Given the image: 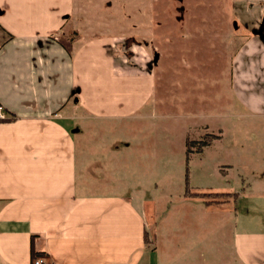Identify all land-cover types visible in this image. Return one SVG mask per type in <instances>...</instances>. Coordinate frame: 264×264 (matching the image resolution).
<instances>
[{"label":"crops","instance_id":"obj_1","mask_svg":"<svg viewBox=\"0 0 264 264\" xmlns=\"http://www.w3.org/2000/svg\"><path fill=\"white\" fill-rule=\"evenodd\" d=\"M70 4L0 0V264H32V251L51 264H264V188L230 193L242 217L203 239V217L213 227L229 213L220 203L184 189L160 207L121 187L106 128L155 109V77L118 65L109 40L64 45Z\"/></svg>","mask_w":264,"mask_h":264},{"label":"rangeland","instance_id":"obj_2","mask_svg":"<svg viewBox=\"0 0 264 264\" xmlns=\"http://www.w3.org/2000/svg\"><path fill=\"white\" fill-rule=\"evenodd\" d=\"M56 1L52 10L71 3L59 35L64 45L109 40L118 65L153 71L155 109L106 128L109 150L119 153L121 187L162 207L166 193L183 197L187 176V201L220 203L229 212L213 227L215 216H204L201 237H227L233 213L239 221L243 210L230 193L264 188V48L252 31L264 0ZM76 124L79 133L83 123Z\"/></svg>","mask_w":264,"mask_h":264},{"label":"trees","instance_id":"obj_3","mask_svg":"<svg viewBox=\"0 0 264 264\" xmlns=\"http://www.w3.org/2000/svg\"><path fill=\"white\" fill-rule=\"evenodd\" d=\"M217 137L218 136H212V137H209V139L207 141H203V143L199 145V150H201L202 147H205L206 145H208L210 140H213V139H215ZM187 181H188V179H187V176H186V178H185V195L188 196V193H187V189H188L187 184H188V182ZM206 203H212V202H206ZM35 257H37V254L34 253V251H32L31 252V259H34Z\"/></svg>","mask_w":264,"mask_h":264},{"label":"built area","instance_id":"obj_4","mask_svg":"<svg viewBox=\"0 0 264 264\" xmlns=\"http://www.w3.org/2000/svg\"><path fill=\"white\" fill-rule=\"evenodd\" d=\"M5 118V115L3 113L2 108L0 107V120H3ZM32 264H51L48 263L43 257H35L32 259Z\"/></svg>","mask_w":264,"mask_h":264},{"label":"water","instance_id":"obj_5","mask_svg":"<svg viewBox=\"0 0 264 264\" xmlns=\"http://www.w3.org/2000/svg\"><path fill=\"white\" fill-rule=\"evenodd\" d=\"M259 36H260V40H261V42L263 43V45H264V33H259ZM157 61V56H155L154 57V62H156Z\"/></svg>","mask_w":264,"mask_h":264},{"label":"flooded vegetation","instance_id":"obj_6","mask_svg":"<svg viewBox=\"0 0 264 264\" xmlns=\"http://www.w3.org/2000/svg\"><path fill=\"white\" fill-rule=\"evenodd\" d=\"M261 33H264V26L261 28Z\"/></svg>","mask_w":264,"mask_h":264}]
</instances>
